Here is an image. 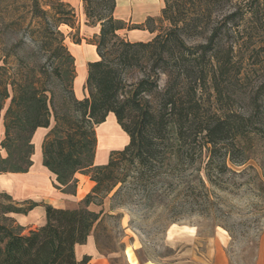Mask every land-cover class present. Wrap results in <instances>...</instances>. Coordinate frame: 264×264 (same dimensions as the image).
I'll list each match as a JSON object with an SVG mask.
<instances>
[{
    "label": "trees",
    "instance_id": "16d2710c",
    "mask_svg": "<svg viewBox=\"0 0 264 264\" xmlns=\"http://www.w3.org/2000/svg\"><path fill=\"white\" fill-rule=\"evenodd\" d=\"M163 3L157 21L168 22V29L148 42H129L117 35L125 29V23L113 15L116 0H81L86 25L99 26V33L90 41L99 59L87 64L88 97L78 100L69 90L67 114L56 111L45 92L32 85L9 84L0 89V111L9 99L3 115L4 138L0 142L7 155H0V174L29 170L32 135L39 128H48L52 118L54 125L42 141L41 157L42 165L55 177L54 188L65 192L69 186L75 187L77 173L89 175L94 183L81 204L71 209L33 202L17 204L0 193V264H88V257L76 260L74 248L86 242L103 213L102 209L91 211L88 206L101 207V195L117 184L119 195L127 183L137 187L146 183L152 198L156 192L176 190L172 178L180 177L178 167L198 165L197 180L209 202L210 189L206 184L223 189L222 176L234 173L231 167L240 168L247 163L248 143L260 128L247 113L218 105L224 101L222 85L238 80L241 74V48L253 43L243 24L262 22L264 0ZM226 5L232 11L212 19L210 10ZM58 7L75 19L68 3L62 1ZM154 21L148 17L141 28L153 33L150 25ZM186 33H193L203 42L187 44ZM226 37L228 42L224 43ZM78 43L79 40L75 42ZM106 49L117 53L116 62L107 58ZM137 50L150 54L153 74H143L127 95L120 69L129 65ZM67 57L73 61L69 52ZM160 74L166 77L162 89L157 86ZM209 89L213 103L203 97ZM261 95L259 91L255 96L256 111H260ZM110 113L128 142L123 149L111 152L106 164L95 166L94 127ZM117 167L122 171L118 180L112 177ZM36 206H42L45 212V223L36 229L25 232L8 216L26 214Z\"/></svg>",
    "mask_w": 264,
    "mask_h": 264
},
{
    "label": "rangeland",
    "instance_id": "374dc122",
    "mask_svg": "<svg viewBox=\"0 0 264 264\" xmlns=\"http://www.w3.org/2000/svg\"><path fill=\"white\" fill-rule=\"evenodd\" d=\"M62 1L0 0V89L9 84L32 85L36 90L45 92L56 111L67 114L69 90L74 93L73 74L75 77L74 59L72 61L67 57L68 46L83 37L80 35L77 11L74 9L75 19H71L64 11L66 9L58 7ZM229 6L210 10L212 19L232 11ZM160 11L152 16L155 21L150 25L153 33H149L148 41L169 27L168 22L157 21ZM260 12L261 23L243 24L251 33L253 43L241 48L240 53L244 57L241 74L238 80L231 79L222 85L224 101L218 105L247 113L259 126V134L251 135L248 143L247 163L240 168L231 167L234 173L227 172L222 176L223 189L206 184L210 189L209 202L197 180L195 169L198 165L178 167L182 179L172 178L176 190L164 194L156 192L152 198L146 183L140 187L127 183L119 195L117 184L109 193L102 194L101 207L88 206L94 212L103 210L90 235L109 264H130L126 258L127 250L138 264H264V10ZM143 24L125 23V28H141ZM185 40L187 44L203 42L193 33H186ZM227 42L226 37L224 43ZM106 50L107 58L116 62L117 53L112 49ZM153 63L150 54L143 50L133 53L129 65L120 69L127 95L143 74H153ZM165 82L166 77L160 74L158 88L162 89ZM259 91L262 92L260 111H256L255 96ZM203 97H209L210 103H213L212 90L209 89ZM8 105L9 99L5 100L0 111V142L4 138L3 115ZM53 125L51 118L46 134ZM35 132L31 138V160H34ZM118 132V137L107 140L106 144L121 146L124 141L122 134L125 133L121 128ZM0 155H7L1 147ZM121 173L117 167L112 177L118 180ZM84 176L89 178V175ZM48 182L54 188V175L48 176ZM54 189L67 195L63 206L70 209L78 207L89 193L79 189L76 197L77 182L75 187L69 186L65 192ZM0 193L11 196V200L15 201L11 193L1 188ZM33 225L38 223L28 227ZM170 226L176 230L171 241L166 232Z\"/></svg>",
    "mask_w": 264,
    "mask_h": 264
},
{
    "label": "crops",
    "instance_id": "0c3cea01",
    "mask_svg": "<svg viewBox=\"0 0 264 264\" xmlns=\"http://www.w3.org/2000/svg\"><path fill=\"white\" fill-rule=\"evenodd\" d=\"M68 3L78 13V23H80L81 39L80 43H71L68 51L74 59L75 77L73 82V90L76 99L81 100L87 97V91L84 89L87 77V64L97 61L98 55L96 47L89 41L99 33V26L89 27L85 22L82 13L81 0H63ZM160 0H116L114 9V17L124 23L142 24L148 17L156 15L164 6ZM117 35L124 37L130 42L148 41L150 34L144 29H123L117 32ZM120 126L117 124L113 114H108L105 121L96 126V147L94 151L93 164L101 166L107 163L109 155L113 151L121 150L128 142V137L122 134L124 141L121 146H111L106 144L107 140L118 137ZM46 135L44 128H39L34 134V160L26 173H5L0 174V188L14 195L15 203L22 204L24 202H33L37 204L50 205L55 209H64V198L66 194L56 191L48 182V176L52 174L42 165L41 145L40 141ZM77 181L76 197L78 191L88 193L92 189L94 183L88 177L82 174H76L74 177ZM11 197V196H10ZM73 198V196H72ZM15 224L23 227L25 232L36 229L45 223V212L42 206H36L26 214H10ZM38 223V225H29ZM168 240H174L176 230L171 226L167 229ZM91 234V233H90ZM74 254L77 261L83 257H88V264H109L108 259L101 255L98 251L96 242L92 235H89L86 242L82 245H76ZM127 261L130 264H138L135 257L127 250Z\"/></svg>",
    "mask_w": 264,
    "mask_h": 264
},
{
    "label": "bare ground",
    "instance_id": "6f19581e",
    "mask_svg": "<svg viewBox=\"0 0 264 264\" xmlns=\"http://www.w3.org/2000/svg\"><path fill=\"white\" fill-rule=\"evenodd\" d=\"M139 1H141V2H145L146 0H139Z\"/></svg>",
    "mask_w": 264,
    "mask_h": 264
}]
</instances>
